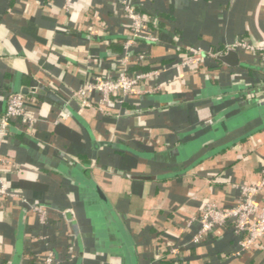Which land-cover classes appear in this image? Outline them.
I'll use <instances>...</instances> for the list:
<instances>
[{"label": "crops", "instance_id": "1", "mask_svg": "<svg viewBox=\"0 0 264 264\" xmlns=\"http://www.w3.org/2000/svg\"><path fill=\"white\" fill-rule=\"evenodd\" d=\"M127 5L149 15L157 38L133 69L162 71L102 112L99 93L92 106L75 93L122 71ZM240 39L264 43V0H0V116L21 93L30 117L0 137L11 193L0 264H43L49 250L55 264H264V238L245 248L230 226L193 241L205 204L232 207L262 180L264 81L248 66H264V52L234 48ZM188 47L234 49L238 63L184 65ZM257 106L259 116L229 128ZM254 198L264 205V189Z\"/></svg>", "mask_w": 264, "mask_h": 264}, {"label": "built area", "instance_id": "2", "mask_svg": "<svg viewBox=\"0 0 264 264\" xmlns=\"http://www.w3.org/2000/svg\"><path fill=\"white\" fill-rule=\"evenodd\" d=\"M72 4L73 0H67ZM127 13L131 18L130 33L123 45V69L117 76L98 73L95 78L85 88L80 89L75 94L82 98L84 103L92 106L91 95L93 92L99 93L101 98L97 108L102 112H108L106 107H113L117 104L123 105L128 98L140 94V87L161 73L159 68L149 70H135L133 66L142 65L147 62L148 46L157 41L152 34L147 33L151 19L148 14L138 10L134 6H126ZM154 19L153 21L156 22ZM234 48H242L255 52H264V43L253 44L248 39L238 40ZM223 51L202 52L195 47H188L184 65L198 67L207 59H215L223 55ZM160 88L153 87L151 92ZM27 99L21 93H14L7 98L6 109L0 116V137H6L10 125L15 120L23 123H30V117L26 110ZM3 159L0 157V165ZM264 189V170L262 180L259 185H243L241 187V199L239 203L232 207H220L215 203H207L201 209L197 220L200 229L194 236L193 241L199 243L218 226H230L233 233L241 240L245 248L257 244L264 238V205H260L254 198L256 192ZM11 195L8 187L4 184L0 174V213L3 209L2 201L4 197ZM33 209L39 214L40 221L45 224L48 219L47 207L36 204ZM170 252L178 254L179 247H172ZM55 254L49 250L43 264H55Z\"/></svg>", "mask_w": 264, "mask_h": 264}, {"label": "water", "instance_id": "3", "mask_svg": "<svg viewBox=\"0 0 264 264\" xmlns=\"http://www.w3.org/2000/svg\"><path fill=\"white\" fill-rule=\"evenodd\" d=\"M220 58L222 61H224L230 65H236L238 63V53L234 49H230L227 54L221 55ZM33 90H35V89H33ZM259 114H260V110H259L258 106L251 109V110L245 111L241 115H238L235 119H233L232 121L229 122V128L233 129V128H237L239 126H242L245 123L254 119L255 117L259 116ZM64 169H66V167H64ZM90 181H91L92 186L95 189V192L99 196L100 200L105 205H107L108 200H107L106 195L102 191V189L92 179ZM118 226H119V229L122 232V234L125 236V229H124L123 224L120 221L118 222Z\"/></svg>", "mask_w": 264, "mask_h": 264}, {"label": "trees", "instance_id": "4", "mask_svg": "<svg viewBox=\"0 0 264 264\" xmlns=\"http://www.w3.org/2000/svg\"><path fill=\"white\" fill-rule=\"evenodd\" d=\"M219 59L221 60L220 57H219ZM145 65H146V63L145 64H142L143 69H144V66ZM248 69H249V71H250L251 74L260 76L262 78V80L264 81V66L250 65V66H248Z\"/></svg>", "mask_w": 264, "mask_h": 264}]
</instances>
